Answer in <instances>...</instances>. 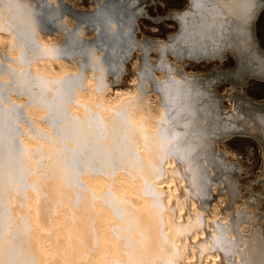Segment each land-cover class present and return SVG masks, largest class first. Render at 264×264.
<instances>
[{
  "label": "rangeland",
  "instance_id": "obj_1",
  "mask_svg": "<svg viewBox=\"0 0 264 264\" xmlns=\"http://www.w3.org/2000/svg\"><path fill=\"white\" fill-rule=\"evenodd\" d=\"M4 1L5 4L2 3ZM259 1L264 3V0ZM228 2L0 0V5L7 9L10 7L9 11L35 35H40L41 42L51 47L56 55L61 54L67 63V57L72 58L73 64L68 70L72 78H77L81 72L84 77H103L102 80L110 88L107 97L115 99V102L116 99L119 102L121 95H143L145 100L148 99V107L153 108L149 110L152 113L156 110V115L151 118L153 128L169 116L170 121L163 126L169 132L178 134L175 137L178 147L194 148L190 157L182 155L183 161L188 159L189 168L195 173L197 186L203 192L204 204H208L213 211L216 208L214 212L217 217L211 221H215L218 235H223L222 247L228 250L232 259L236 255L233 252H241L238 259L232 260L236 264H250L252 258L254 264H264V137L263 141L258 142L252 136L241 133L247 131L243 117H255L254 110L250 105L235 103L234 97L237 91L252 102L264 104V76L263 80L258 79L250 76L251 73L247 76L243 74L244 70L237 69L240 65L255 68L256 62H250L251 53L248 49L242 50V46L237 48L232 43L234 39L238 41V38L243 37L242 34L246 32L244 27H250L257 46L264 52V7L255 20L254 10H250L248 1L243 7L239 5V10L237 7L229 8ZM117 3H123L127 8H119ZM102 4L108 6L107 16L111 15L112 18L109 24L111 28L108 29L76 20L72 13L75 11L86 17L88 13L97 12L96 16L100 18L101 12L105 11ZM53 13L59 16L55 20L58 29L54 30L52 20L50 32L41 19ZM175 13L182 15L175 18ZM179 34H182L180 39ZM7 36L0 40V131L10 137L20 151L28 148L27 157L38 165L39 170L47 168L50 174H63L64 177L75 173L73 182L79 179L83 188L84 185L87 188L92 186L91 182L96 178L82 179L76 177V173H80L87 165L100 168L108 157H98L103 153L97 149L93 133L88 134L87 127L78 125L76 118L64 109L68 100V85H64V82H37L34 74H37L35 69L38 66L28 72V67L19 64L20 56H16L15 51L10 57L7 52L9 49L6 48L10 45ZM130 37L144 46L132 49ZM149 43L156 44L151 46ZM185 46L192 53H187L190 57L182 52ZM45 70L47 73L52 71ZM63 73L58 76H63ZM72 80L71 83H75ZM241 80L245 83L240 84ZM77 99L86 103L95 101L90 94ZM115 102L107 104L112 106ZM89 111L103 119L112 117L109 110L104 113L91 108ZM235 129H240V133ZM22 140L30 146L24 147ZM26 151L23 150L24 155ZM5 166L0 171L5 170ZM34 168L35 165L30 171ZM73 182L69 179V183ZM67 189L69 194H74L72 186H67ZM25 194L27 198L28 194L34 196L29 191ZM85 194L90 197L89 193ZM28 199L29 204L31 200ZM72 199L74 201L75 195ZM253 230L257 231L256 239L252 238ZM37 231L40 235L41 230L37 228ZM7 237L10 239L9 235ZM49 256L47 253L45 260Z\"/></svg>",
  "mask_w": 264,
  "mask_h": 264
},
{
  "label": "bare ground",
  "instance_id": "obj_2",
  "mask_svg": "<svg viewBox=\"0 0 264 264\" xmlns=\"http://www.w3.org/2000/svg\"><path fill=\"white\" fill-rule=\"evenodd\" d=\"M246 1L250 3V10L255 11V17L264 7L259 1L254 8L255 0H229L228 7L239 10V5L243 7ZM9 9L0 5V40L8 35L10 45L6 48L10 57L15 51L16 56H20L19 64L28 67V72L38 66L34 74L37 82L68 85L64 109L76 118L78 125L87 127L88 134L93 133L97 149L103 153L98 157L108 159H104L100 168L87 165L76 173V177L82 179L96 178L92 186L87 184L88 188L85 185L83 188L79 179L73 182L75 173L65 178L63 174H50L46 167L39 170L38 165L28 159V148L24 155L26 149H17L13 140L0 131V168L8 163L6 169L0 171V264H236L232 260L238 259L241 252H233L236 255L232 259L222 247L223 235H218L215 221H211L217 217L216 208L214 212L204 204L202 189L189 168L187 158L194 148H179L181 145L178 147L175 138L178 134L163 126L168 124L170 117L153 128L151 118L156 110L154 113L149 110L153 108L148 107V99L143 95H121L119 102L118 99L115 102L107 97L110 88L103 77L88 75L87 79L81 72L77 78H72L68 71L73 64L72 58L67 57V63L61 54L56 55L51 47L41 42L40 35H35ZM175 15L177 18L182 14ZM244 29L243 37L238 41L234 39L233 46L249 50L250 62H256L255 73L250 76L262 79L264 70L253 48L250 27ZM236 59L239 63V57ZM45 69L52 71L47 73ZM61 73L63 76H58ZM72 79L75 83H71ZM243 83L245 81L241 80L240 84ZM89 94L94 96L95 103L77 99ZM234 97L235 103L250 105L254 110L255 117H243L247 131L241 133L263 141L264 104L252 102L237 91ZM107 102L115 104L111 106ZM91 108L104 113L109 110L112 117L103 119L89 111ZM235 130L240 133V129ZM23 143L24 147L30 146ZM182 155L187 156V160L183 161ZM69 179L73 183H69ZM67 186L73 188L74 201ZM28 191L34 195L28 194L29 204L25 194ZM37 228L41 230L40 235ZM8 235L10 239H6ZM251 235L256 239L257 231L253 230ZM47 253L50 256L45 260ZM250 264H254L253 258Z\"/></svg>",
  "mask_w": 264,
  "mask_h": 264
},
{
  "label": "water",
  "instance_id": "obj_3",
  "mask_svg": "<svg viewBox=\"0 0 264 264\" xmlns=\"http://www.w3.org/2000/svg\"><path fill=\"white\" fill-rule=\"evenodd\" d=\"M259 3V0H255V4H254V8H257V4ZM101 4V3H100ZM117 5V7H119V8H124V9H126L127 7H126V5H124L123 3H117L116 4ZM102 6H104L103 4H102ZM62 7V6H61ZM63 8V7H62ZM107 8H108V6H104V10L105 11H103V12H101V16H100V18H98V16H96L98 13L97 12H94V13H88L87 15H86V17H85V15H79L77 12H75V11H72V13H73V15L75 16L74 18L76 19V20H84V22H86V23H88V24H93V25H96V26H99V28H101L102 29V27H104V29H108V28H111V27H109V24L111 25V23H112V18H110L111 17V15L108 17L107 15ZM113 8V7H112ZM262 9V8H261ZM261 9H259L257 12H256V17H255V20H256V18H257V15H258V13L260 12V10ZM63 10V9H62ZM103 13V14H102ZM52 15H53V18H52ZM52 15H50V17H46V18H43V19H41L45 24H46V27H47V29H48V31H50V32H52V30H50L49 29V26L50 25H52L53 23H52V20H53V22H54V30H56V29H58V24H56V18L57 17H59V16H57V14H55V13H53ZM95 17V18H94ZM118 19H120V18H118ZM96 20V21H95ZM254 20V21H255ZM254 21H253V23H252V28H253V24H254ZM130 22V21H129ZM130 27H131V24H130ZM107 33V32H106ZM109 33V32H108ZM182 37V34L180 35L179 34V39ZM79 39V38H78ZM130 43H133V46H132V49L133 48H139L140 46H144V44L143 43H141V42H137V41H135V40H133L131 37H130ZM253 42H254V45H253V48H255V51H256V54L258 55V57H259V59L261 60L260 61V64H261V66H262V68H263V70H264V52L263 51H261L260 49H259V47L257 46V44H256V41H255V39L253 38ZM149 44H151V43H149ZM156 44V43H155ZM155 44H151V46H153V45H155ZM129 48V47H128ZM182 52H183V54H186L187 55V53L190 55V54H192V53H190L191 51L188 49V47L187 46H185L184 48H183V50H182ZM247 54H248V51H247ZM246 54V55H247ZM189 55H187V56H189ZM190 57V56H189ZM189 57H187V58H189ZM197 57H199V55L197 56ZM245 61V60H244ZM239 71H242V70H244V75H247L248 76V74L249 73H252V72H254V69L255 68H253V67H251L250 65H247V66H244V65H240L238 68H237ZM236 71V70H235ZM258 76H260L259 74H258ZM252 77H254V76H252ZM255 78H257V77H255Z\"/></svg>",
  "mask_w": 264,
  "mask_h": 264
},
{
  "label": "flooded vegetation",
  "instance_id": "obj_4",
  "mask_svg": "<svg viewBox=\"0 0 264 264\" xmlns=\"http://www.w3.org/2000/svg\"><path fill=\"white\" fill-rule=\"evenodd\" d=\"M263 80V79H262Z\"/></svg>",
  "mask_w": 264,
  "mask_h": 264
}]
</instances>
